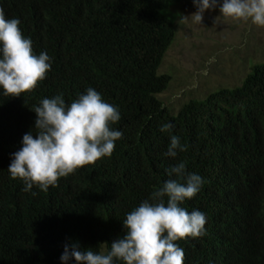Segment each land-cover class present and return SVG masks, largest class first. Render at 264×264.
<instances>
[{"label": "trees", "instance_id": "1", "mask_svg": "<svg viewBox=\"0 0 264 264\" xmlns=\"http://www.w3.org/2000/svg\"><path fill=\"white\" fill-rule=\"evenodd\" d=\"M181 1L0 0L51 66L30 93L7 97L0 88V264H63L69 242L106 253L125 234L126 215L176 179L167 170L180 162L203 181L180 206L206 217L202 236L175 242L183 264H264V62L238 86L172 113L157 98L170 82L158 69L175 35L163 11ZM89 88L119 111L112 155L47 191H25L8 168L23 136L35 138L32 109L56 95L70 105ZM165 124L174 127L161 131ZM172 135L185 148L175 157L165 155Z\"/></svg>", "mask_w": 264, "mask_h": 264}, {"label": "clouds", "instance_id": "2", "mask_svg": "<svg viewBox=\"0 0 264 264\" xmlns=\"http://www.w3.org/2000/svg\"><path fill=\"white\" fill-rule=\"evenodd\" d=\"M192 2L197 8L190 16L194 23L201 25L205 11L220 5L219 17L224 20H250L264 27V0H222V4L221 0ZM190 17L181 16V19L187 21ZM19 25L16 18L6 19L0 7V88L7 97L32 92L51 67L47 53L33 54L32 42L24 37ZM32 110L36 113L35 138L33 131L23 136L22 147L13 153L8 168L11 179L24 182L25 191L34 185L47 191L49 186H57L60 178L78 168L110 157L115 141L122 137V132L110 127L121 119L118 109L92 88L70 105L65 104L61 95H56L42 99ZM173 127L165 124L161 131H170ZM177 149L185 150L179 137L172 135L165 155L175 157ZM185 168L180 162L167 170L168 175H175L176 179H169L151 194V202L145 200L126 215L125 234L111 243L109 251L97 254L91 248L81 249L78 242H69L60 257L63 264L73 258L76 264H116L117 261L183 264L184 251L175 242L202 236L206 224L202 212L189 213L180 206L186 198L194 197L203 183L198 174H186Z\"/></svg>", "mask_w": 264, "mask_h": 264}, {"label": "rangeland", "instance_id": "3", "mask_svg": "<svg viewBox=\"0 0 264 264\" xmlns=\"http://www.w3.org/2000/svg\"><path fill=\"white\" fill-rule=\"evenodd\" d=\"M219 7L206 10L201 25L190 17L197 11L192 0L163 11L175 35L158 69V74L170 76V82L157 98L172 113L219 87L238 86L253 64L264 62V27L250 20L226 21L219 17ZM181 16L190 18L182 21Z\"/></svg>", "mask_w": 264, "mask_h": 264}]
</instances>
